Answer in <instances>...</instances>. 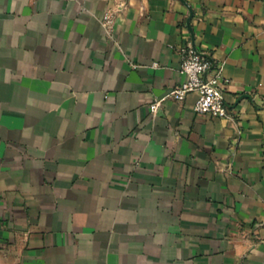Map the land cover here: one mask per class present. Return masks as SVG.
I'll use <instances>...</instances> for the list:
<instances>
[{"label": "crops", "instance_id": "1", "mask_svg": "<svg viewBox=\"0 0 264 264\" xmlns=\"http://www.w3.org/2000/svg\"><path fill=\"white\" fill-rule=\"evenodd\" d=\"M0 264H264V0H0Z\"/></svg>", "mask_w": 264, "mask_h": 264}, {"label": "built area", "instance_id": "2", "mask_svg": "<svg viewBox=\"0 0 264 264\" xmlns=\"http://www.w3.org/2000/svg\"><path fill=\"white\" fill-rule=\"evenodd\" d=\"M123 7L124 3L120 2L116 12L121 11ZM112 18L113 13L107 12L101 19L109 35L112 32ZM177 52L180 56L179 72L185 76V79L173 87L165 97L181 102L188 93L194 92L196 94L193 104L195 113L227 117L228 108L224 100L226 80L223 78L220 66L213 64L207 54L199 52L189 39L177 46ZM153 65L157 66V63ZM165 97L156 98L149 104L150 113L157 112Z\"/></svg>", "mask_w": 264, "mask_h": 264}, {"label": "water", "instance_id": "3", "mask_svg": "<svg viewBox=\"0 0 264 264\" xmlns=\"http://www.w3.org/2000/svg\"><path fill=\"white\" fill-rule=\"evenodd\" d=\"M181 1H183V0H181ZM191 17H192V12L190 11L189 17L187 18V21H186L189 30H190L189 21H190ZM190 33L192 34L191 30H190Z\"/></svg>", "mask_w": 264, "mask_h": 264}]
</instances>
